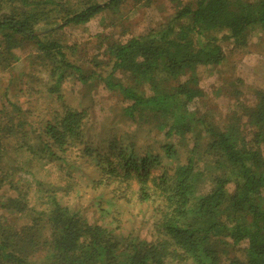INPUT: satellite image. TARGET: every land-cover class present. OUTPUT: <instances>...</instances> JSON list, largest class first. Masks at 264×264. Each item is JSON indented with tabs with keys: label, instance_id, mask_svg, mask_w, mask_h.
<instances>
[{
	"label": "trees",
	"instance_id": "obj_1",
	"mask_svg": "<svg viewBox=\"0 0 264 264\" xmlns=\"http://www.w3.org/2000/svg\"><path fill=\"white\" fill-rule=\"evenodd\" d=\"M142 2L0 0L3 62L18 60L16 50L35 47L55 102L50 119L36 123L33 107L24 109L7 93L0 101V264H35L40 254L44 264H264V92L255 90V105L249 106L234 84L228 96L238 107L225 128L189 112L206 96L199 69L226 60L213 35L226 33L236 48L245 47L251 30H264V0H169L173 14L144 35L105 43L97 35L99 59L88 60L97 70L85 72L83 58L68 53L77 47L65 45L61 33L107 14L111 23L124 21ZM78 80L104 82L122 97L123 117L150 127L163 141L143 148L126 133L109 138L104 149L89 140L90 110L73 106L63 93L66 83ZM11 139L18 156L29 162L9 159ZM79 161L88 162L94 189L110 180L124 190L121 195L130 194L126 204L132 197L154 206L152 237L118 234V220L114 228L90 223L54 185L38 189V199L31 201V187L22 178L33 173L31 162L55 163L71 170V177ZM8 214L15 221L31 219L18 225L8 222ZM239 251L242 256H234Z\"/></svg>",
	"mask_w": 264,
	"mask_h": 264
},
{
	"label": "rangeland",
	"instance_id": "obj_2",
	"mask_svg": "<svg viewBox=\"0 0 264 264\" xmlns=\"http://www.w3.org/2000/svg\"><path fill=\"white\" fill-rule=\"evenodd\" d=\"M182 1L193 2L195 0ZM145 2L147 0L141 3L142 6L135 7L127 14L128 18L124 21L117 18L115 19L116 23H111L109 19L107 20L109 18L107 14L105 17H97L85 27L65 29L60 35L63 43L67 46L77 47V51L75 50L74 53L68 51L69 55L83 58L81 62H86L84 64L85 72L89 73L88 70L91 69L96 71L97 68L94 69L92 65H88V60L95 59L97 61L99 59L96 46L100 39L95 40L97 35L101 34V38L104 37L102 41L104 43L106 38L107 41L125 42L131 37L144 35L153 27L163 24L167 20V16L174 12L173 5L169 0H151L149 5ZM127 9L125 10L127 11ZM115 17L118 16L113 18ZM213 36L222 46L226 60L217 68L199 69L201 86L206 96L195 100L190 105L189 112H192L197 119L210 125L225 128L231 123V112L238 107L236 100L228 96L233 91L234 84L239 85L242 93L241 102L249 106L255 105V90L264 92V30L260 27L251 30L247 45L240 49L236 48L232 41L227 40L228 34L226 33ZM54 38L58 37L54 36ZM14 53L18 60L13 61L14 58L11 57L9 62H3V58L0 56V101L4 99L3 94L7 93L13 97V102H18L24 109L31 107L35 109L34 112L38 115L36 119H40L36 123L45 122L50 119L55 107L52 103L54 100L47 91L48 77L44 69L45 65L39 59L40 54L35 47H26L23 50L14 51ZM236 79H240L243 86L237 83ZM12 85H19V88L15 90ZM63 88L66 99L73 106L86 107L90 110L91 115L88 119L86 136L100 147L107 149L109 138L114 137L118 140L122 134L126 133L134 136L135 142L143 148L149 144L153 145L154 141H157V145L163 141V136L158 135L156 131H151L150 127H137L127 121L121 112L122 97L117 92L109 90L104 82L92 80L87 85H83L79 80L78 82L70 81ZM218 89L220 91H216ZM197 134L199 135V132ZM101 140L103 142L100 143ZM188 140L190 138L187 139V143ZM14 141V139L9 141V146L12 149L10 154L13 155L9 159L17 163L21 162V164H25V161L29 162L30 157L18 156L19 152L16 151V147L13 148L11 145ZM180 148H182L183 155L186 154V142L185 147ZM75 155L74 157L77 158ZM205 161V158L200 160V164L204 165ZM31 164L33 165L30 166V169L33 173L22 174L23 181H27L31 187V201L35 202L38 199L36 195L38 189L54 185L65 191L59 190L62 192L61 195H67L65 200L70 208L81 211L90 223H97L101 226L111 225L114 228L115 221L118 220L121 226L118 234L127 237L131 234L145 238L152 237L151 228L156 218L154 206L150 203L136 202L132 197L131 203L126 204L125 202L130 199V194L121 195L124 190H120L118 184L110 180L94 189L93 182L88 181L87 177L92 173L88 168L90 167L88 162H77V168L74 169L71 177L69 176L71 170L58 169L55 163L40 165L31 162ZM207 178L205 191H209L212 186L210 175L207 174ZM97 180L99 179L97 178ZM36 181H41V185L36 186ZM6 190L3 192H8V196L13 195L11 191ZM7 216L6 219L9 223L16 222L18 225H24L31 219L29 216H25L17 218L15 221V218H12L10 214ZM234 256L241 257L242 253L236 252ZM229 257H232V254L227 259ZM44 261L46 262L45 254H40L35 258L34 263L44 264Z\"/></svg>",
	"mask_w": 264,
	"mask_h": 264
}]
</instances>
